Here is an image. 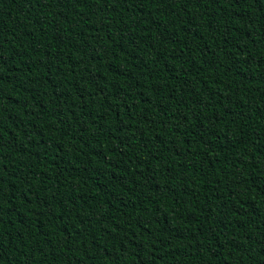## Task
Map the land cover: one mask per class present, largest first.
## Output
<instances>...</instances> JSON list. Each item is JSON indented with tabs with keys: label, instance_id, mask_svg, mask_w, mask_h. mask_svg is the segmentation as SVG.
Returning <instances> with one entry per match:
<instances>
[{
	"label": "trees",
	"instance_id": "16d2710c",
	"mask_svg": "<svg viewBox=\"0 0 264 264\" xmlns=\"http://www.w3.org/2000/svg\"><path fill=\"white\" fill-rule=\"evenodd\" d=\"M0 264H264V0H0Z\"/></svg>",
	"mask_w": 264,
	"mask_h": 264
}]
</instances>
